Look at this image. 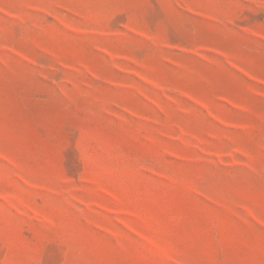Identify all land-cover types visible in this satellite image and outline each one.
<instances>
[{
  "label": "rangeland",
  "instance_id": "rangeland-1",
  "mask_svg": "<svg viewBox=\"0 0 264 264\" xmlns=\"http://www.w3.org/2000/svg\"><path fill=\"white\" fill-rule=\"evenodd\" d=\"M0 264H264V0H0Z\"/></svg>",
  "mask_w": 264,
  "mask_h": 264
}]
</instances>
